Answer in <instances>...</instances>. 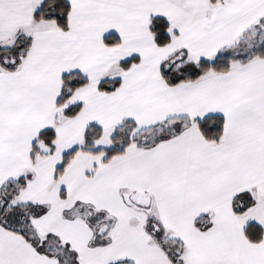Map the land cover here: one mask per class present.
<instances>
[{
    "label": "snow or ice",
    "instance_id": "6c2138e0",
    "mask_svg": "<svg viewBox=\"0 0 264 264\" xmlns=\"http://www.w3.org/2000/svg\"><path fill=\"white\" fill-rule=\"evenodd\" d=\"M0 264H264V0H0Z\"/></svg>",
    "mask_w": 264,
    "mask_h": 264
}]
</instances>
